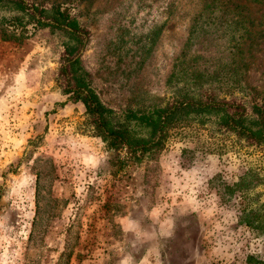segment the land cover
<instances>
[{
	"label": "rangeland",
	"instance_id": "374dc122",
	"mask_svg": "<svg viewBox=\"0 0 264 264\" xmlns=\"http://www.w3.org/2000/svg\"><path fill=\"white\" fill-rule=\"evenodd\" d=\"M53 1L88 30L78 55L115 125L146 136L126 110L164 105L180 90L264 101V34H237L224 17L189 34L204 0L44 6ZM247 4L252 28H263L264 4ZM4 30L24 37L3 39ZM69 42L0 3V264H241L222 233L234 201L223 196L252 169L250 193L264 201V145L221 133L214 115L190 114L155 157L123 161L83 103L63 93L57 69Z\"/></svg>",
	"mask_w": 264,
	"mask_h": 264
},
{
	"label": "trees",
	"instance_id": "16d2710c",
	"mask_svg": "<svg viewBox=\"0 0 264 264\" xmlns=\"http://www.w3.org/2000/svg\"><path fill=\"white\" fill-rule=\"evenodd\" d=\"M204 0L203 6L193 15L189 34L208 33L212 25L223 21L234 25L237 34H264L263 28L256 26L247 15V3L264 4V0ZM46 0H0L28 17V22L36 28L49 27L69 33L72 42L66 43L61 55V64L57 69L62 81L63 93L69 101H81L88 115V122L106 144L109 150L124 152L123 161L138 162L144 158H153L164 149L172 130L186 123L190 114L216 116L217 129L221 133L233 134L238 141L246 145L260 147L264 145V101L258 100L255 93H249L248 100L220 97L214 89L180 90L171 101L151 108H129L124 119L133 125L145 128L146 136L134 134L127 127L112 122L114 110L100 99L91 88L89 74L81 65L79 50L84 45L88 30L81 26L77 17L60 1L51 2L45 7ZM166 8H170V5ZM19 19V18H17ZM15 20V19H14ZM20 21V19H19ZM229 24V26H232ZM233 27V26H232ZM3 39L21 40L23 33L16 35L3 32ZM9 34V35H8ZM236 34V33H235ZM202 85V84H200ZM203 87V86H200ZM197 91V92H196ZM249 178V180H247ZM259 178L255 170H247L239 180L226 184L228 196L224 202L234 201L227 221H223L222 233H228L238 244L235 259L241 264H264L263 248H252L259 240L264 245V201L256 202L249 186Z\"/></svg>",
	"mask_w": 264,
	"mask_h": 264
}]
</instances>
